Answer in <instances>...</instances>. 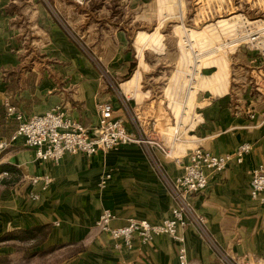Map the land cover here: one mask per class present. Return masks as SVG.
<instances>
[{"label":"crops","instance_id":"obj_1","mask_svg":"<svg viewBox=\"0 0 264 264\" xmlns=\"http://www.w3.org/2000/svg\"><path fill=\"white\" fill-rule=\"evenodd\" d=\"M156 1L130 0V7L146 13ZM13 16L6 1L0 0V141L8 140L16 127L6 118L7 99L27 118L62 106L70 118L89 130L98 123V105L111 102L114 116L132 129L127 104L102 85L98 71L48 15H43L40 23L59 46L61 53L55 55L61 64H26L24 59L31 60L33 55L21 52L20 32ZM96 54L106 60L117 56L100 51ZM141 111L139 117L145 116L143 122L139 118L141 127L156 131L147 109ZM172 127L181 133L177 141L163 137L166 147H172V159L155 150V158L172 179L183 172L173 158L185 159L197 147L215 154H231L242 143L253 145L243 164L213 177L208 188L194 195L191 202L206 218L209 235L229 258L237 264L247 259L263 260L264 206L251 199L250 182L253 172L264 166V104L252 100L231 104L222 96L200 95L196 113L181 127L175 123ZM157 133L165 136L169 132ZM3 172L9 175L0 178V182L5 181L0 183V255L11 253L15 258L13 255L23 244L28 248V261L30 256L35 259L40 255L51 260L57 254L56 264H179L178 244L169 236H159L146 244L135 237L131 250L118 252L110 236L96 228L104 210L117 217L115 227L130 218L159 223L171 217L172 196L141 145L128 144L91 157L71 154L54 162L37 159L34 150L20 140L0 151V174ZM106 173L112 177L103 188L100 182ZM44 175L52 179L46 190L30 184L28 178ZM34 193L39 199L32 198ZM39 229L47 236L36 244L28 235ZM182 233L190 264H223L195 228L188 226Z\"/></svg>","mask_w":264,"mask_h":264},{"label":"rangeland","instance_id":"obj_2","mask_svg":"<svg viewBox=\"0 0 264 264\" xmlns=\"http://www.w3.org/2000/svg\"><path fill=\"white\" fill-rule=\"evenodd\" d=\"M5 1L16 17L21 52L33 55L24 59L26 64H61L55 55L61 53L59 46L40 23L48 15L98 71L102 85L124 100L137 123L145 107L159 133H172L175 120L178 124L184 113H196L200 95L222 96L231 104H264V0H158L146 13L130 7V0ZM99 51L116 59H100ZM191 212L189 226L210 247L206 218L193 204ZM19 249L15 258L8 253L0 260H59L54 254L51 260L40 255L28 261L27 246Z\"/></svg>","mask_w":264,"mask_h":264},{"label":"built area","instance_id":"obj_3","mask_svg":"<svg viewBox=\"0 0 264 264\" xmlns=\"http://www.w3.org/2000/svg\"><path fill=\"white\" fill-rule=\"evenodd\" d=\"M193 77L191 82L195 81ZM120 99L122 100L121 97ZM122 101L124 102V100ZM5 108L6 118L13 120L16 127L8 140L0 141V151L23 140L26 146L34 150L37 159L59 162L66 155L82 154L91 157L100 151L107 152L128 144L141 145L172 196L171 217L163 219L159 223L130 218L124 225L115 227L113 222L117 217L112 211L104 210L96 222V228L100 233L110 236L113 248L118 252L131 250L135 237H139L146 244L159 236H169L178 244L179 264H190L182 231L189 226L192 217V197L204 192L213 177L221 176L234 165L243 164L253 149V145L248 142L240 144L231 154H215L197 147L190 151L185 159L182 157L173 158L182 167L183 172L180 176L172 179L164 173L161 164L155 158V150H161L166 158L172 159V147H166L163 137H170L172 141H177L180 137L178 128H175L173 133H165V136L159 135L155 130L145 131L134 116L130 115L132 129H128L122 118L114 116V106L111 102H102L98 105L99 119L92 130L70 118L62 106H57L53 110L30 118L25 117L8 99L5 101ZM187 117L189 116L184 113L178 124L176 120L174 121L175 125L181 127L182 119ZM8 175V172H3L0 174V178ZM111 177V173H106L101 179L100 186L106 187ZM28 179L30 184L39 190H46L52 182V179L47 175ZM250 197L264 206L263 165L252 174ZM32 198L37 200L39 195L34 193ZM204 235L208 237L213 252L221 258H218L221 263L237 264L209 237L208 233ZM243 264H264V259L255 262L247 259Z\"/></svg>","mask_w":264,"mask_h":264},{"label":"trees","instance_id":"obj_4","mask_svg":"<svg viewBox=\"0 0 264 264\" xmlns=\"http://www.w3.org/2000/svg\"><path fill=\"white\" fill-rule=\"evenodd\" d=\"M0 183H4L5 184V181L2 180V182H0ZM42 231H43L42 229H39V231L37 233H35V234H33V233L29 234L28 235V238L35 240V242L37 244V243L41 242L47 236L46 233L44 234V233H42Z\"/></svg>","mask_w":264,"mask_h":264}]
</instances>
